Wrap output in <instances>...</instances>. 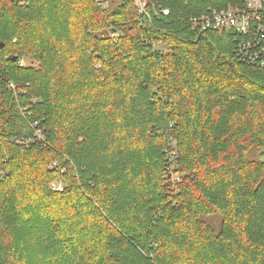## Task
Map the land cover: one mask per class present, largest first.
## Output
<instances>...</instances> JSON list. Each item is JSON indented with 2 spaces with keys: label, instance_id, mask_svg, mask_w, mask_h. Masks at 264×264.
<instances>
[{
  "label": "trees",
  "instance_id": "trees-1",
  "mask_svg": "<svg viewBox=\"0 0 264 264\" xmlns=\"http://www.w3.org/2000/svg\"><path fill=\"white\" fill-rule=\"evenodd\" d=\"M153 2L0 0V264H264V67L189 23L244 0Z\"/></svg>",
  "mask_w": 264,
  "mask_h": 264
},
{
  "label": "built area",
  "instance_id": "built-area-1",
  "mask_svg": "<svg viewBox=\"0 0 264 264\" xmlns=\"http://www.w3.org/2000/svg\"><path fill=\"white\" fill-rule=\"evenodd\" d=\"M96 1L103 8L109 6V0ZM135 2L142 17L149 15V5H155L153 0H135ZM162 11L164 14L169 13L166 8ZM189 23L193 30L198 31L235 30L240 34L237 40L240 58L252 65L264 67V0H244L242 7L214 9L205 15L191 18ZM166 152L168 177H171L172 183L179 182L181 176L176 172L177 150L172 151V148H168ZM53 187L55 190L64 189L61 184Z\"/></svg>",
  "mask_w": 264,
  "mask_h": 264
},
{
  "label": "rangeland",
  "instance_id": "rangeland-1",
  "mask_svg": "<svg viewBox=\"0 0 264 264\" xmlns=\"http://www.w3.org/2000/svg\"><path fill=\"white\" fill-rule=\"evenodd\" d=\"M23 63L26 66H37L39 64L37 60H35L33 58H30V57H26L23 60ZM169 146H167L166 149H168V147H169V148H172V151H176V148H175L176 147V142H172L171 144H169ZM249 156L250 157H256V158H262V159H264V155L262 157V156L258 155L256 152H251ZM62 172H63V177L61 179H59V178L55 179L54 182L52 183V185H51V189L52 190L54 189V187H53L54 185L61 184L64 187L65 186H68V180H66V175H65L66 170L65 169H62ZM180 176L182 177V175H180ZM203 218L205 220L209 221L210 223H212L217 231L220 230V227H221L220 225H221V222H222V216L221 215H219V214H212V215H206ZM0 251H1V249H0Z\"/></svg>",
  "mask_w": 264,
  "mask_h": 264
},
{
  "label": "water",
  "instance_id": "water-1",
  "mask_svg": "<svg viewBox=\"0 0 264 264\" xmlns=\"http://www.w3.org/2000/svg\"><path fill=\"white\" fill-rule=\"evenodd\" d=\"M3 45H4V44H3V43H1V44H0V48H1V47H3Z\"/></svg>",
  "mask_w": 264,
  "mask_h": 264
}]
</instances>
